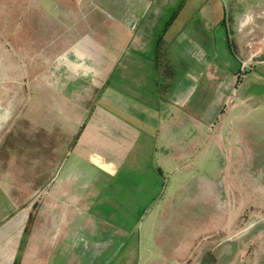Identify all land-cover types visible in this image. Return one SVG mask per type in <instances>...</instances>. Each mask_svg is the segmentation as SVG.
Masks as SVG:
<instances>
[{
	"label": "crops",
	"instance_id": "0c3cea01",
	"mask_svg": "<svg viewBox=\"0 0 264 264\" xmlns=\"http://www.w3.org/2000/svg\"><path fill=\"white\" fill-rule=\"evenodd\" d=\"M230 1L0 0V264H264V0Z\"/></svg>",
	"mask_w": 264,
	"mask_h": 264
},
{
	"label": "rangeland",
	"instance_id": "374dc122",
	"mask_svg": "<svg viewBox=\"0 0 264 264\" xmlns=\"http://www.w3.org/2000/svg\"><path fill=\"white\" fill-rule=\"evenodd\" d=\"M224 1V3H225V5L227 6V13H228V11H229V2H231L230 0H223ZM237 0H235V2H236ZM238 2L240 3L239 4V7H240V10H239V13L240 12H243V11H245L247 8V4L246 3H244V2H242L241 3V0H238ZM11 5H13V4H11ZM28 3H26V10H28L27 9V7H28ZM32 5V4H31ZM16 7H17V4H16V6L14 7L15 8V10H16ZM1 8V7H0ZM51 10V6H50V3L49 2H47V3H44V4H42L41 5V13H42V18H41V14H40V12H38L39 14H40V17L39 18H37L38 19V21L40 22V20H41V22H42V24H41V26H42V34L39 36L40 38H41V41H48L49 40V38L51 37V35H49V28H50V26H51V24H52V27L53 28H55L56 30H58V31H56L57 33H60V31H59V29H61V28H63V27H66L65 25H66V21L65 20H63L62 18H56V19H51L50 18V15L48 14V13H46L47 11H50ZM228 16V15H227ZM9 19V18H8ZM7 20V19H6ZM27 20H29V18H27L26 19V21ZM12 24L10 23V22H7L6 23V26L5 27H2L1 26V23H2V17H1V12H0V43L1 42H3V39L4 40H7V41H9L10 43H12V41H13V39H15L19 34L22 36L23 34V21H22V24H20V20H19V23H18V21H17V19L15 18V19H12ZM30 24H34V20H29V25ZM32 26V25H31ZM4 30H3V29ZM47 30V31H46ZM44 32V33H43ZM58 36H60V34H58ZM38 37V36H37ZM53 37V36H52ZM42 47H44V45H42ZM209 48V47H208ZM42 49H45V48H42ZM209 53H211V52H213V50L210 52L209 50H207ZM10 53H12V52H10ZM216 53H218L219 54V56H221V57H224V54L222 53V50H218ZM49 54V52H47V56H49L48 55ZM16 57V56H15ZM12 58V57H11ZM48 58V57H47ZM229 58H231V57H229ZM239 59H241V58H239ZM231 60V59H230ZM238 60V59H237ZM11 62H12V60H11ZM232 62H236V60L234 61V59H232ZM238 62L239 63H237L236 62V64H234V63H232L233 65H231V66H228V69L230 70V71H228V74L230 75V74H234V73H236V72H238L239 73V75L241 74L242 75V77H243V75H245V74H247L248 73V68L245 70L243 67H241L240 66V61L238 60ZM50 71H51V67L49 66V67H43V68H41V76L42 77H47L48 79H47V85L50 83V79H49V75H50ZM247 72V73H246ZM32 87H33V82H32V79H30V74H27V76H26V83H25V88H26V93H27V97H28V94L30 93V91H32ZM15 88H16V90H17V85L15 84ZM29 99L27 98V101H28ZM43 101V100H42ZM28 108H31V111H32V105H31V107H29V105H28V103H27V106H26V109H27V111L29 110ZM30 111V110H29ZM66 151V150H65ZM64 151V155H63V157H65L64 158V160H66L67 159V156H65V152ZM189 196L190 195H188V194H185L184 195V202L185 203H187V204H190V203H192V202H194V199H191V198H189ZM178 196L177 195H170L169 196V198H177ZM96 211H94L93 213H95ZM100 213L101 214H104L106 217H109V219L111 220V221H114V219H115V222H119L118 221V219H116V217H113V215H114V211H103V213L100 211ZM125 218L127 217L128 219V224H133L134 222H136V220L139 218V215H140V221H142L143 219H144V216L147 214V212L146 211H141V212H130L129 210L128 211H121L120 212ZM171 214L172 213H175V214H177V212H170ZM187 213V218L189 217V215H191V211H187L186 212ZM138 224L140 225L141 224V222H138ZM129 226V225H128ZM172 228V227H171ZM125 229H130V227H127V228H125ZM138 230H140V232H142V233H144L145 234V228H143V227H141V226H139L138 228H137ZM152 230H153V232H151V234L153 235V234H160L161 232H162V228L160 227V226H156V227H153L152 228ZM137 235V233H136V231H135V233H134V236H136Z\"/></svg>",
	"mask_w": 264,
	"mask_h": 264
},
{
	"label": "trees",
	"instance_id": "16d2710c",
	"mask_svg": "<svg viewBox=\"0 0 264 264\" xmlns=\"http://www.w3.org/2000/svg\"><path fill=\"white\" fill-rule=\"evenodd\" d=\"M16 264V263H15Z\"/></svg>",
	"mask_w": 264,
	"mask_h": 264
}]
</instances>
